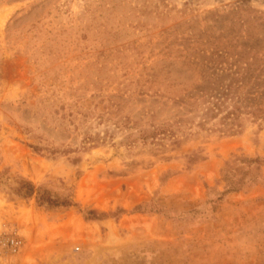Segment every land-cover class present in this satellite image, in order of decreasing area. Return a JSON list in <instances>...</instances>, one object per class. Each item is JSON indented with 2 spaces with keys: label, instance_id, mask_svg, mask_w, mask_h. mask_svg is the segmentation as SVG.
<instances>
[{
  "label": "rangeland",
  "instance_id": "obj_1",
  "mask_svg": "<svg viewBox=\"0 0 264 264\" xmlns=\"http://www.w3.org/2000/svg\"><path fill=\"white\" fill-rule=\"evenodd\" d=\"M222 92L240 116L201 127ZM254 110L264 0H0V264L196 262L241 192L238 253L264 258Z\"/></svg>",
  "mask_w": 264,
  "mask_h": 264
},
{
  "label": "crops",
  "instance_id": "obj_2",
  "mask_svg": "<svg viewBox=\"0 0 264 264\" xmlns=\"http://www.w3.org/2000/svg\"><path fill=\"white\" fill-rule=\"evenodd\" d=\"M250 195V193L243 192L226 195L222 207L216 214L218 221L202 223L200 228L198 227L199 231H203V236H206L201 241L203 245L200 254L202 256L196 262H193L190 257L181 256L177 264H264V258L253 254L248 255L247 249H244V252L241 250L242 253H238L237 250V247L250 248L253 246L252 241L243 239L240 233L237 234L238 231H243V224L249 220L247 206L251 202ZM238 218L244 222L237 223Z\"/></svg>",
  "mask_w": 264,
  "mask_h": 264
},
{
  "label": "trees",
  "instance_id": "obj_3",
  "mask_svg": "<svg viewBox=\"0 0 264 264\" xmlns=\"http://www.w3.org/2000/svg\"><path fill=\"white\" fill-rule=\"evenodd\" d=\"M230 98L228 97L227 92L218 93L215 95H211L208 97V99L204 102H202L200 105L201 109V120L202 122L199 124L201 127L204 126L205 123L210 121L213 118H216L218 115H220L222 112H225L226 109V102ZM199 110V109H198ZM259 112V113H258ZM240 108L234 103L231 106V109L225 112L224 116L222 118H238L240 116ZM250 116L255 118L257 115H264V111L260 110H254L252 112L248 113Z\"/></svg>",
  "mask_w": 264,
  "mask_h": 264
},
{
  "label": "built area",
  "instance_id": "obj_4",
  "mask_svg": "<svg viewBox=\"0 0 264 264\" xmlns=\"http://www.w3.org/2000/svg\"><path fill=\"white\" fill-rule=\"evenodd\" d=\"M0 246L5 249H10L12 252H16L20 248V241L15 237H8L0 240Z\"/></svg>",
  "mask_w": 264,
  "mask_h": 264
}]
</instances>
